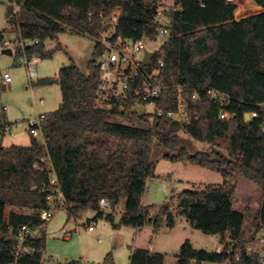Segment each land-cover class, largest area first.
<instances>
[{
	"label": "trees",
	"instance_id": "trees-1",
	"mask_svg": "<svg viewBox=\"0 0 264 264\" xmlns=\"http://www.w3.org/2000/svg\"><path fill=\"white\" fill-rule=\"evenodd\" d=\"M8 1L20 9L13 18V8L8 5L6 20L15 24L21 41L30 42L17 55L51 58L62 48L58 44L46 51L44 42L68 29L95 44L86 74L74 64L59 70L61 101L47 115L43 144L32 138L27 147L0 146V264L11 262L14 242L6 238L9 231L38 223V212L46 208L41 189L48 186L51 173L64 194L69 216L92 210L96 218L105 219L114 229L151 225L156 232L164 220L168 228L174 227V216L166 205L141 204L145 179L155 174L150 159L155 143L166 151L164 159L202 167L222 177L220 185L175 196L178 215L193 229L218 235L222 252L197 250L185 241L176 264L217 263L225 258L230 243L241 251L238 264H260L243 251L255 233L264 229V0H252L263 12L239 21L234 17L238 5L226 0H172L177 10L166 8L162 0ZM160 8H165L170 18L169 37L161 47L164 57L159 76L169 89L158 107L164 112L175 110V88L180 86L188 112L198 119L196 124L137 114L132 110L137 100L133 83L126 100L108 96L100 87L97 60L103 50L99 40L105 20L119 14L111 41L117 36L152 40L160 28L155 22ZM155 60L142 69L149 73ZM49 82L44 79L37 84ZM211 91L221 94L225 102L212 99ZM100 99L105 106L100 105ZM223 112L229 119L220 118ZM247 113L256 114L248 123L244 121ZM181 131L218 151L190 154L181 146ZM101 198L108 201L110 213L99 209ZM121 199L126 201L125 209L115 224L112 212ZM155 209L156 215L149 218ZM30 244L36 252L22 264H41L44 232ZM104 263H112L110 255ZM130 264H163V256L135 250Z\"/></svg>",
	"mask_w": 264,
	"mask_h": 264
},
{
	"label": "rangeland",
	"instance_id": "rangeland-1",
	"mask_svg": "<svg viewBox=\"0 0 264 264\" xmlns=\"http://www.w3.org/2000/svg\"><path fill=\"white\" fill-rule=\"evenodd\" d=\"M162 1L165 6L173 4L172 0ZM232 1L238 5V11L245 7L246 0ZM8 5H11L8 0H0V116H2L4 107L12 115L31 113L34 117L44 111L52 113L59 107L61 92L59 86L51 81L58 75L59 69L71 64L76 65L86 74L87 63L91 59L95 42L87 36L69 32L60 33L56 39L45 41L46 51L54 50L58 44L62 49L56 51L51 58L39 59L36 64L37 74L30 78L26 66L22 63L23 54L17 55L19 50L22 51V45H29L30 42L21 41L15 30V24L6 20L5 11ZM11 6L13 8L11 17L15 18L20 8ZM111 34L112 30H105L100 40L110 37ZM147 43L149 50L153 52L159 48L162 40L158 36L152 40L148 39ZM5 49H10L12 55L3 54L2 51ZM5 76H9L12 80L10 87L2 84L1 79L3 80ZM44 78L50 81L49 84L38 85V81ZM40 100L43 101V104H40ZM99 101L101 106H105L104 99ZM132 110L139 115H151L154 105H135ZM14 124H17L15 120ZM179 136L181 146L185 147L190 154L218 151L211 145L192 139L182 131ZM20 137L27 139V143L32 139L27 130ZM20 137L6 134L4 144L16 143ZM165 152L156 143L153 145L150 159L155 164V174L147 179L142 200L148 206L166 205L175 218L173 230L152 235L150 225H146L139 231L131 226L114 229L105 219L96 218V214L92 211H84L69 217L67 210L61 208L47 223L44 231L45 246L41 264H67L72 261L78 264H104L107 255L111 256L113 264H130L133 248L143 247L149 251L154 249L164 252V264H176V255L185 241L195 248L212 251L218 241L211 235L193 229L184 218L178 215L175 196L183 191L202 190L206 186L220 185L222 177L218 173L202 167L166 160L163 158ZM124 203L125 200L121 199L118 210L124 206ZM15 211L20 212L19 210ZM22 212L30 213L28 210ZM108 212H111L110 208L106 210L105 214ZM113 212L112 215L117 224L118 214ZM154 214L155 212L150 213L149 217L152 216L153 219ZM90 225L94 229L93 232L86 230ZM149 254L154 255L155 253L149 252Z\"/></svg>",
	"mask_w": 264,
	"mask_h": 264
},
{
	"label": "built area",
	"instance_id": "built-area-1",
	"mask_svg": "<svg viewBox=\"0 0 264 264\" xmlns=\"http://www.w3.org/2000/svg\"><path fill=\"white\" fill-rule=\"evenodd\" d=\"M233 2L232 0H226ZM203 6V5H201ZM173 7L172 5L166 8ZM165 8H160L155 15V22L160 26L157 31L156 37L160 36L162 44L158 49L153 51V56L149 62L144 63V56L146 52H151L147 43L148 39L129 40L117 36L114 41H111L115 36V26L119 18V14H113L108 20H105L109 30L112 34L108 38L99 41L103 47L102 54L97 60V66L100 70L99 80L102 90L108 93V96L115 95L122 100L129 97L130 83L134 84L133 96L137 98L135 105L140 106L144 104L154 105L153 114L157 117H165L176 123H189L191 122V114L188 112V102L182 96V88L177 86L175 88L176 109L164 112L158 107V101L169 87L162 84L159 76L163 67L164 51L161 49L163 44L169 37L170 18L164 13ZM173 10L177 8L173 7ZM68 32L70 30L68 29ZM155 37V38H156ZM150 40V39H149ZM37 42V41H36ZM35 42V43H36ZM25 45H22L24 48ZM155 58V66L149 73H146L142 67L149 65ZM22 63L26 66L30 78L36 76V64L38 58L27 59L24 55ZM142 79L138 83V79ZM11 78L5 76L2 80L3 84H10ZM210 96L214 100H219L221 104L225 99L221 94L211 91ZM193 99L196 98L194 94ZM255 117L256 114H250ZM228 113H221V119H229ZM47 115L38 114L26 120L25 129L30 136L37 141H42V127L45 124ZM7 134L12 135L13 131L9 128L5 130ZM41 192L45 194L46 208L38 212V223L21 225L16 229H11L7 234L9 240L14 242L13 247L10 249L11 262L9 264H22V260L27 256H32L36 252V248L31 245V242L36 241L42 237V233L47 227V223L53 218L54 214L61 208H67L63 192L61 191L56 176L51 173L48 186H44ZM101 211L106 212L109 203L105 198H101L98 203ZM88 232H93L94 229L90 225L86 229ZM97 241L99 239L97 238ZM235 245L230 243L225 249V258L214 264H238L241 260V251L234 249ZM223 248L218 252H222ZM243 253L248 257H255L259 260L260 264H264V229L260 228L251 239V241L244 248Z\"/></svg>",
	"mask_w": 264,
	"mask_h": 264
},
{
	"label": "crops",
	"instance_id": "crops-1",
	"mask_svg": "<svg viewBox=\"0 0 264 264\" xmlns=\"http://www.w3.org/2000/svg\"><path fill=\"white\" fill-rule=\"evenodd\" d=\"M240 6H242V5H240ZM238 9L239 8H237V10L234 12V17H235V20L236 21H239L240 19H242V18H244V17H247V16H249V15H252V14H258V13H261V12H263V9L260 7V6H258V5H256V4H254L253 3V1L252 0H246V3H245V7H243V8H241V10L240 11H238ZM238 11V12H237ZM236 12L237 13H239V15L237 16L236 15ZM39 60V59H38ZM60 70V69H59ZM59 72V71H58ZM36 74H37V72H36ZM44 79H46V78H44ZM44 79H41V80H44ZM55 79H58L57 78V76H55V78H54V80ZM54 80H52L51 82L52 83H54V84H57L58 85V83H55L54 82ZM1 81H2V79H1ZM3 84V83H2ZM4 85H7V86H9L10 87V84H4ZM43 104V101L42 100H40V104ZM3 112H2V116H0V130H3L4 132H3V134H0V146L1 147H3V148H7V147H10V146H22V147H27V146H29L30 145V143H31V140L30 141H28V143H27V139H25L24 137H20L21 135H22V133L26 130L25 129V122H26V120H28V119H30V118H32V116L33 115H31V113H29V114H22V113H19V114H16V115H12V114H10V113H8L7 111H6V107H4L3 109ZM51 113V112H50ZM48 111H44V113L42 112L41 114H46V115H48V114H50ZM37 115V114H36ZM21 119V120H20ZM14 120H15V122L17 123V124H14ZM5 128V129H4ZM10 129V130H12L13 131V134L14 135H16V137L18 136V137H20L19 139H17L16 140V143H12V144H10V145H8V144H4V141H5V137H6V129ZM30 138H32V137H30ZM148 179V178H147ZM147 179H145V190H146V185H147ZM145 190H144V194H145ZM143 194V195H144ZM125 200V199H124ZM125 203H126V201H125ZM125 203H124V206L122 207V208H120L119 210H118V206H119V204L116 206V208H115V210L114 211H116L114 214H118V216H117V218H118V221H119V219H120V216L122 215V213L124 212V209H125ZM141 204H142V206H148V205H145L144 204V202H143V200H141ZM85 211H92V210H85ZM84 212V211H83ZM92 212H94L95 214H96V212L95 211H92ZM154 213L155 212V214L154 215H156V213H157V209H155V210H152L150 213ZM24 214H27V213H25V212H23ZM96 216V215H95ZM70 217V216H69ZM152 217V216H151ZM151 217H149V218H151ZM175 219V218H174ZM114 222H115V217H114ZM116 224V223H115ZM146 226V225H145ZM144 226V227H145ZM151 226V225H150ZM144 227H142V228H135L137 231H139V230H142ZM175 228V224H174V227H172V228H168L167 226H166V224H165V220L163 221V225H162V227L158 230V231H156V232H153V228H152V226H151V234L152 235H155V234H157V233H159V232H162V231H166V232H169V230H173ZM211 236H213V237H215V239L218 241L217 242V244L215 245V247H214V249H212V251H208V250H206V251H208V252H219L222 248H223V244L222 243H220V240H219V236L218 235H211ZM191 246L194 248V249H197V250H199L198 248H195L192 244H191ZM135 250H144V251H147V252H151V253H157V254H161L163 257H164V252H159V251H155L154 249L153 250H151V251H149L148 249H146V248H138V249H136V248H133V251H135ZM203 250H205V249H203ZM43 253H44V251H43ZM43 253H42V258H43ZM177 255H178V253H177ZM177 255H176V261H177ZM75 262V261H74ZM77 263V262H76ZM78 264V263H77ZM105 264V263H104ZM111 264H113V261H112V263ZM163 264H164V261H163Z\"/></svg>",
	"mask_w": 264,
	"mask_h": 264
},
{
	"label": "water",
	"instance_id": "water-1",
	"mask_svg": "<svg viewBox=\"0 0 264 264\" xmlns=\"http://www.w3.org/2000/svg\"><path fill=\"white\" fill-rule=\"evenodd\" d=\"M104 28H105V30H107L108 26L106 25ZM2 53H3V54L12 55V51H11L10 49H5V50L2 51ZM152 56H153V53H152V52H146V53H145V56H144V63L147 64ZM54 82H55V83H58V79H55ZM244 121H245L246 123H248V122L251 121V116H250V114H248V113L245 114V116H244ZM191 122L196 124V123L198 122V119L195 118L193 115H191ZM38 144H39V145H42L43 143H42V141H38Z\"/></svg>",
	"mask_w": 264,
	"mask_h": 264
},
{
	"label": "bare ground",
	"instance_id": "bare-ground-1",
	"mask_svg": "<svg viewBox=\"0 0 264 264\" xmlns=\"http://www.w3.org/2000/svg\"><path fill=\"white\" fill-rule=\"evenodd\" d=\"M237 14H239V13H237Z\"/></svg>",
	"mask_w": 264,
	"mask_h": 264
}]
</instances>
